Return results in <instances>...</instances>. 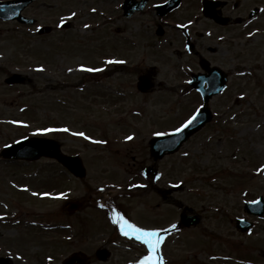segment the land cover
Segmentation results:
<instances>
[{
    "label": "rangeland",
    "instance_id": "rangeland-1",
    "mask_svg": "<svg viewBox=\"0 0 264 264\" xmlns=\"http://www.w3.org/2000/svg\"><path fill=\"white\" fill-rule=\"evenodd\" d=\"M81 1L46 0L41 7L39 1L34 4L31 12L41 17L38 23L44 21L54 29L48 35H38L34 27L0 20V149L34 135L37 128L67 127L69 132L44 135L58 140L65 153L78 154L86 168V175L75 179L43 158L24 163L3 161L0 156V256H9L11 264L59 262L54 226L65 222V204L74 199L83 203L77 215L85 235H79L78 247L84 251L88 250L86 244L90 249L98 247L95 235L92 242L87 240L85 228L88 230L94 216L95 221L102 219L104 212L95 208L103 202L111 218L115 205L110 202L120 200L121 187L126 184L123 168L132 166V154L145 158L142 149L154 133L176 128L200 104L193 93L180 86L154 87L146 93L136 88L137 77L144 73L139 65L141 57L144 64H151L154 58L153 51L144 48L155 17L150 4L124 19L119 15L120 0H107L111 17L104 23L103 13H98L108 10L105 0ZM253 2L264 4V0H241L239 11ZM196 6L185 0L175 14L190 16ZM74 11L77 21L68 28L55 25L61 17L69 19ZM84 24L91 27L85 29ZM121 26L128 37L124 44L114 32ZM108 31L110 39L106 40ZM237 40L242 42L238 44V68L231 73L225 91L208 104L213 109L212 122L158 163L162 177L159 189L179 185L169 199L158 197L159 207L151 211L159 216V229L176 225L169 229L159 250L167 264H264V215L256 218L242 209L245 201L264 197V170L256 171L264 165V22L259 33ZM80 64L102 71L83 72L78 70ZM40 66L43 71L38 70ZM168 67L161 68L156 80L165 79L168 84L182 79L181 73ZM15 72L29 80L6 84L5 77ZM81 131L106 143L72 135ZM127 135L134 138L126 141ZM185 152L189 155L184 156ZM25 185L27 191L23 190ZM33 192L49 195L34 196ZM183 215H195L198 220L183 222ZM236 217L253 220V228L240 232L235 227ZM149 221L144 215L138 220L143 225H150ZM111 260L93 264H118L114 262L118 259Z\"/></svg>",
    "mask_w": 264,
    "mask_h": 264
},
{
    "label": "flooded vegetation",
    "instance_id": "flooded-vegetation-1",
    "mask_svg": "<svg viewBox=\"0 0 264 264\" xmlns=\"http://www.w3.org/2000/svg\"><path fill=\"white\" fill-rule=\"evenodd\" d=\"M37 1H39L40 7L46 5V0H30L22 10V14L28 18H32L34 21L32 24L24 26L34 27L37 33L38 27L50 25L49 33H51L54 30L52 25L44 21L43 23H38L41 17L36 12H31ZM141 1H144L143 8L135 10L129 16L124 13L123 4L125 0H120L118 3V10L120 9L119 15L124 19L132 18L136 13L142 12L149 4L154 10L155 17L150 26L152 29L151 32H148L149 35L146 40V47H144L145 49L149 48L153 51L154 58L151 64H144L141 57L139 65L144 73L140 75L150 73L155 84L154 87L156 88L166 87V85L168 87L180 86L181 88H185L200 100L199 106L202 103L201 95L193 88L195 84L192 83V78L196 75L202 77L210 75L214 76V79H217L221 78L222 74L225 72V83L227 87L232 77L231 73L238 68V44H242V42L237 39L249 32H253V35H256V33L261 31V26L264 22V4L261 2H253L251 5L242 7V10L239 11L241 0H235L232 1V3L226 0H187L190 5H195V3H197L196 12L190 16H180L175 14V12L179 10L185 0H180L176 8L165 12H161L158 6L163 4L166 0L157 2L151 0H129V4ZM204 2L208 6L207 8L204 7ZM81 3H86V0H82ZM104 3L108 10L103 12L100 11L98 14L103 13V19L105 20L103 21L104 23H108L111 17L109 13L110 4L107 0H105ZM39 9L40 8H38V10ZM118 10L115 9L116 13H118ZM87 14L89 16L91 15L90 17L94 15L93 13ZM75 18L76 16L71 19H65L67 22L61 28H68L77 21ZM189 21H192V23H189ZM55 25H53V27L57 29ZM181 25H184V27H181ZM124 30L125 28L121 26L117 27L116 31H114L120 35V40L123 41V44L128 40V37L125 36L123 32ZM140 36L143 38L142 34ZM105 39H110V31L105 33ZM166 52L169 53L166 54ZM159 63H161L162 66H159ZM166 65L169 67L171 66L170 68L168 67V69H170L169 71L181 73L182 79L175 80L173 83L168 84L165 79L156 80L157 73ZM200 81L201 83L197 85L203 87L208 86V84H206L207 80ZM154 87L150 92L154 90ZM222 93L212 96L210 102ZM198 107H196L193 112ZM209 107L213 112L211 105H209ZM193 112H191V114ZM142 150L146 152V157L141 158L132 154V166L123 168L125 173V176H123L125 177L124 183L126 184L121 187L120 200L113 198L110 203L112 206L115 205V207L113 206L112 208L116 209L117 207L118 212L123 214L130 222L135 223L137 226L159 229V216H155L151 211L159 207V203L157 202L158 197L169 199L170 193L178 187L172 184L171 186L167 185L159 189L157 183L162 177L159 174L158 163L162 158H154L150 154L148 142ZM168 155L171 154H166L163 158ZM43 159L47 160L45 162L59 165L61 167L60 171L67 173V176L79 179L68 172L59 161L55 159ZM135 159H137V161ZM38 160L40 159L30 161L18 160V162L33 163ZM53 176L62 177L56 174ZM157 176H159V179H156ZM141 185H143V187ZM59 192H62V190L60 189ZM71 201L75 202L77 199L69 200L65 204V222L59 221L54 226L57 230V244L60 249L64 248L63 250L58 249L60 255L58 264H62L73 254H76L83 264L105 263L111 259H118L114 261L118 264H130V262L131 264H137V261L143 255L147 254L146 246L134 238L124 237L120 233L118 225L112 222V218H108L107 208L103 207L95 208L96 211L104 212L101 215L102 219L100 220L99 218V221H95L96 216H94L91 223L88 222V230L85 228L87 240L90 238L88 241L92 242L95 235L99 243L98 247L90 249L89 245L86 244L87 251L80 249L78 247L79 235L81 234L84 236L85 231L79 229L80 224L78 223L77 212L83 203L79 201L80 203L77 202V204H75L80 205L79 208H71ZM103 205L105 206L106 203L103 202ZM136 208L138 211L135 210ZM96 214L97 213H93V215ZM141 215H144L150 220V225L139 224L138 220ZM61 217L62 215L59 216L60 220L62 219ZM181 219L183 222L189 221L190 219H193L192 221L198 220V218H190L185 215H183ZM100 221L102 223H99ZM93 228L97 230V233L92 232ZM169 229L173 230L170 227L167 228L164 226V228L161 229L163 231L159 233L163 238L162 244H164L167 239ZM166 262L167 259L164 258V263L167 264ZM74 264H80V262L77 261Z\"/></svg>",
    "mask_w": 264,
    "mask_h": 264
},
{
    "label": "water",
    "instance_id": "water-1",
    "mask_svg": "<svg viewBox=\"0 0 264 264\" xmlns=\"http://www.w3.org/2000/svg\"><path fill=\"white\" fill-rule=\"evenodd\" d=\"M30 0H11V1H0V19H17L19 22H31V19H27L26 17L20 14L22 8L28 4ZM178 3V0H168L164 5L158 6L161 12H165ZM144 5V1L136 2L129 4V0H125L123 4L124 13L126 15H130L134 10L141 9ZM207 8V7H206ZM47 27L41 28L39 30L40 33L47 32ZM150 73L140 76L137 82V88L140 91H147L152 86L153 83L149 78ZM206 77V76H205ZM204 77L196 76L194 78L193 84L196 85L197 90H199L202 94L204 102H207L208 98L215 93L220 92L224 87L225 77H223L222 81L220 78L214 79V76L208 75L209 85L208 87H199L197 84L199 80ZM25 77L13 73L9 77L5 79L7 83L14 82H23ZM196 119L195 121L189 125L187 128L183 129L181 132H171L169 134H163L156 137H153L149 141L150 145V153L154 158H160L162 155L167 153L175 152L181 144L193 133L198 131L206 122H208L211 118V113L209 109L204 106L199 109V112L195 113ZM1 155L5 158H23V159H35L40 156H48L54 157L63 165L71 171L74 175L78 177H83L85 175V168L82 164V160L78 155H66L61 152L59 144L51 138L46 137H27L21 140H18L10 145L5 146L1 150ZM76 203H71V208H76ZM247 213L261 216L264 213V200L262 197H258L255 201H249L244 203L243 208ZM193 219H191L192 222ZM236 227L240 231H245L250 229L251 223L246 219H235ZM77 261L80 264H83L79 257L76 254L69 256L62 264H74ZM0 264H10L8 258H0Z\"/></svg>",
    "mask_w": 264,
    "mask_h": 264
},
{
    "label": "snow or ice",
    "instance_id": "snow-or-ice-1",
    "mask_svg": "<svg viewBox=\"0 0 264 264\" xmlns=\"http://www.w3.org/2000/svg\"><path fill=\"white\" fill-rule=\"evenodd\" d=\"M93 12L96 11L95 8L92 9ZM77 14L75 12L69 13V19L72 17H75ZM66 20L64 17H61L59 20V23L57 24V27H63L66 24ZM189 23H192V21H189ZM83 27L85 29L90 28L91 25L84 24ZM181 27H184V25H181ZM249 36H252L253 33L249 32ZM108 63H124V61H107ZM39 71H43V66H40L38 68ZM78 70L83 72H98L102 71V69L95 68V67H89L85 64L78 65ZM69 72H72L73 69L69 68ZM241 96H243V93H241ZM197 113L199 112V109L196 110ZM196 119V114L194 113L192 116H190L187 120H185L183 123L180 124L179 127L175 128V132H181L183 129L187 128L189 125H191ZM12 123H22L20 121H12ZM53 131H64L69 132L70 129L67 127H64L62 129H53V128H37L34 132V135H44ZM72 135L83 137L86 140H91L94 143L103 144L106 143V141L103 140H94L91 136H88L85 132H74ZM154 135H162V133H154ZM134 137L132 135H127L124 137L126 141L132 140ZM184 156H188L189 153L185 152L183 153ZM264 170V165H261L260 168H257L256 171L260 172ZM156 179H159V176L156 177ZM182 183V182H181ZM143 187V185H141ZM23 190L27 191V186H22ZM32 195H42V196H48V193H35L33 192ZM61 196L63 194L61 193ZM7 207V205H5ZM101 207H104V205H101ZM112 218V222L115 225H118L120 233L127 238H134L135 240L139 241L141 244L146 246L147 254L143 255L138 261L137 264H164V258L160 255L159 250L163 241V238L160 236V232L163 231L161 229L157 228H147V227H139L135 223L130 222L123 214L113 209L112 213L110 214ZM3 217L0 216V219ZM172 229L176 228L175 224L170 225ZM49 260L52 259L51 256L48 257ZM131 264V262H130Z\"/></svg>",
    "mask_w": 264,
    "mask_h": 264
}]
</instances>
